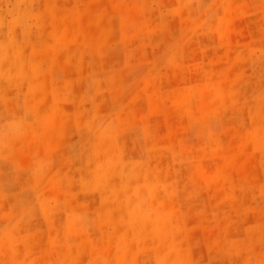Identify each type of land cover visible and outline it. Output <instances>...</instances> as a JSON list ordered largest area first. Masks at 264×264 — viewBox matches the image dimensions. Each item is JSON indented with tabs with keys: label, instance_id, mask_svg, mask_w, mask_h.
<instances>
[{
	"label": "rangeland",
	"instance_id": "374dc122",
	"mask_svg": "<svg viewBox=\"0 0 264 264\" xmlns=\"http://www.w3.org/2000/svg\"><path fill=\"white\" fill-rule=\"evenodd\" d=\"M0 264H264V0H0Z\"/></svg>",
	"mask_w": 264,
	"mask_h": 264
}]
</instances>
